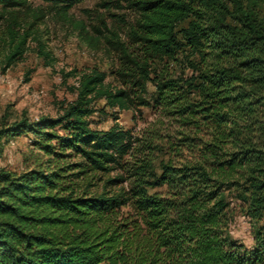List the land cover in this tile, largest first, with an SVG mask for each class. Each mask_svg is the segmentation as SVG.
I'll return each mask as SVG.
<instances>
[{
    "label": "trees",
    "instance_id": "obj_1",
    "mask_svg": "<svg viewBox=\"0 0 264 264\" xmlns=\"http://www.w3.org/2000/svg\"><path fill=\"white\" fill-rule=\"evenodd\" d=\"M41 1L65 15L82 0ZM126 8L135 13L126 40L106 37L115 85L91 68L58 117L0 129V156L1 140L20 134L36 151L23 171L0 169V264H264V0H128ZM24 9L29 0H0L3 71L43 17L22 26ZM149 106L176 132L90 127L104 107ZM231 192L255 221L249 246L228 233Z\"/></svg>",
    "mask_w": 264,
    "mask_h": 264
},
{
    "label": "rangeland",
    "instance_id": "obj_2",
    "mask_svg": "<svg viewBox=\"0 0 264 264\" xmlns=\"http://www.w3.org/2000/svg\"><path fill=\"white\" fill-rule=\"evenodd\" d=\"M127 1L82 0L65 15H60L41 0H29V9L18 13L20 24L26 26L34 14L43 17L31 30L22 57L4 71L2 59L9 49V36L5 21L8 15L3 14L0 19V129L22 118L35 121L40 117H58L61 108L75 98L78 74L91 68L105 72V82L116 84L110 71L117 64V53L106 37L112 30L120 41L126 40L127 28L135 15L126 8ZM171 66L176 73L180 72L174 63ZM147 88L149 92L154 90L151 83ZM96 105L103 108V101L99 100ZM89 121L91 128L106 130L117 124L139 136L154 129L162 133H175L178 129L175 122L152 106L128 110L104 107V111L92 114ZM30 138L29 134H20L1 140L0 169L18 173L28 166L32 154L36 153ZM186 155L184 151L181 157ZM114 175L115 172H111L108 176ZM226 200L229 203L228 233L249 246L255 221L240 213L233 192L226 193Z\"/></svg>",
    "mask_w": 264,
    "mask_h": 264
}]
</instances>
